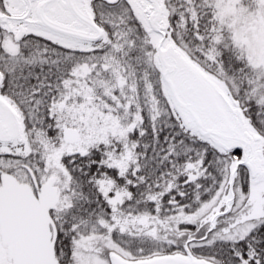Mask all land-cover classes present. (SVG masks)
Here are the masks:
<instances>
[{"label":"snow or ice","instance_id":"snow-or-ice-1","mask_svg":"<svg viewBox=\"0 0 264 264\" xmlns=\"http://www.w3.org/2000/svg\"><path fill=\"white\" fill-rule=\"evenodd\" d=\"M0 264H264V0H0Z\"/></svg>","mask_w":264,"mask_h":264}]
</instances>
